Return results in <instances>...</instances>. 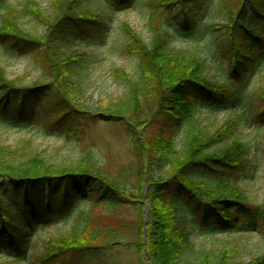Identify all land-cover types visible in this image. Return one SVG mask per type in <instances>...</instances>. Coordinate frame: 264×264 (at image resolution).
I'll return each instance as SVG.
<instances>
[{
    "label": "trees",
    "instance_id": "16d2710c",
    "mask_svg": "<svg viewBox=\"0 0 264 264\" xmlns=\"http://www.w3.org/2000/svg\"><path fill=\"white\" fill-rule=\"evenodd\" d=\"M89 1L47 0V14L34 4L18 11L0 0V47L30 55L46 81L20 87L0 68V112L6 108L26 117L27 125L43 133L58 129L78 144L103 120L126 124L131 156L116 172L104 167L97 152L85 149L78 162L56 166L31 138L14 146L0 140V264H226L215 250L192 244L187 211L200 208L205 215L209 210L219 218L214 232H228L236 223L264 230V203L252 201L237 186L258 160L240 135L228 147L214 148L238 132L241 115L213 134L192 115L248 108L264 121V87L249 89L264 66V0H217L216 14L226 24L201 25L205 32L225 30L215 34L227 51V67L218 80L208 75L205 57L173 44L176 36L188 38L185 30L200 22L196 9L203 1L202 11L211 9L213 0H159L163 13L150 1L149 41L124 29L129 41L122 51L137 57V77L124 78L127 93L100 119L72 103L93 55L65 52L71 44L95 45L106 36L109 25ZM175 11L183 14L182 27L170 30ZM27 13L44 27L41 34L20 26ZM156 116L162 122L150 133ZM186 122L178 139L175 129ZM57 221L69 224L64 236L35 248L31 231ZM238 264H264V253Z\"/></svg>",
    "mask_w": 264,
    "mask_h": 264
},
{
    "label": "rangeland",
    "instance_id": "374dc122",
    "mask_svg": "<svg viewBox=\"0 0 264 264\" xmlns=\"http://www.w3.org/2000/svg\"><path fill=\"white\" fill-rule=\"evenodd\" d=\"M6 1L9 6L18 11L24 9L25 5L34 4L39 7L40 11L50 13V5L47 0ZM150 1H153V8L161 3L159 0H123L119 1V4L114 0H91L88 2L89 7L94 12L103 15L109 26L103 41H99L95 45L78 42L65 48V52L93 55V58H88L85 71L79 79L81 92L73 97L72 103L76 108H84L89 113L96 114L100 119L107 114L105 111L109 106L123 99L128 90L124 78L134 79L137 77L136 66L138 62L135 55L124 54L122 51L123 46L129 41L124 29L133 31L144 42L149 41L148 16L150 12L148 3ZM205 3L203 1V4L196 9L200 22L185 30L188 38L179 40V37L176 36L173 39V44L179 45L195 56L205 57L209 65L208 75L211 74L218 80L222 70L227 67L225 63L227 51L219 47L221 41L215 42V34L225 30L222 29L219 32L208 30L205 32L200 29L201 25L210 20H214V23L218 25L226 24V22L220 19L218 13L216 14L217 0L211 2V9L207 8V11L203 12ZM158 9L160 13L164 12L162 5H158ZM189 9H192V5L189 6ZM182 16L180 11H175L170 16V30L182 27ZM19 22L21 27L32 34L43 32L44 27L28 13L22 15ZM0 68H3L8 80L15 81L20 87L36 85L37 82L46 83L42 79L40 67L30 55L11 54L0 47ZM261 87H264V66L256 72L249 82L251 91ZM69 99L72 101V97ZM233 111L229 110L220 114L203 112L200 116L196 111L192 118L197 119L201 123V127H206L209 134H213L225 121L233 119L234 115L243 117L238 132L227 134L223 143L214 148L224 149L228 147L237 140L239 135L241 141L251 145L252 154H255L258 165L255 168L250 167L247 178L240 179L237 186L252 201L264 203V121L259 122L248 108ZM15 114L6 108L1 110V142L4 145L14 146L17 142L31 138L39 150L46 148L47 152L44 154V159L53 165H72L79 161L82 151L85 149L97 152L104 167L108 168L110 172H116V170H121L123 162L131 156L130 144H128L130 130L126 124L111 125L103 120V122L95 124L89 134L90 136L82 134L83 140L78 144L74 140H67L63 134L59 133L58 129L43 133L39 128L27 125L26 117L23 118ZM153 121L148 127L150 133L151 130L153 133L156 131V125L162 122V118L156 116ZM186 125L187 122L182 123L180 127L175 129L178 139H180L182 130ZM128 209L133 215L135 214L131 208ZM201 212L200 208L187 211L191 229L190 240L195 247L215 250L225 260L226 264L251 262L253 258L264 253V230L262 228L251 229L236 223L234 224L235 227L229 226L231 229L228 232H214L212 225L219 221V218L206 209L205 215L208 218L204 220L205 215ZM68 229L69 224L60 221L39 226L36 231H31L34 236V246H37L35 248H41L42 242L53 236H64ZM3 258L4 256L1 255L0 259L4 260Z\"/></svg>",
    "mask_w": 264,
    "mask_h": 264
},
{
    "label": "water",
    "instance_id": "95a60500",
    "mask_svg": "<svg viewBox=\"0 0 264 264\" xmlns=\"http://www.w3.org/2000/svg\"><path fill=\"white\" fill-rule=\"evenodd\" d=\"M144 209H145V216H144L143 220H144V225H146V223L148 221V215H149L148 206H145ZM143 231H144V236H145L146 235L145 229ZM145 253H146V255H149L147 252H145Z\"/></svg>",
    "mask_w": 264,
    "mask_h": 264
}]
</instances>
